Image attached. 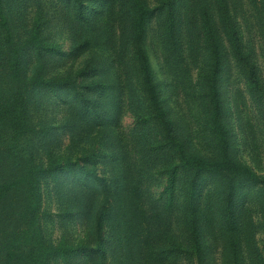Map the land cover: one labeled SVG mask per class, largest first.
Instances as JSON below:
<instances>
[{"label": "trees", "instance_id": "trees-1", "mask_svg": "<svg viewBox=\"0 0 264 264\" xmlns=\"http://www.w3.org/2000/svg\"><path fill=\"white\" fill-rule=\"evenodd\" d=\"M236 8L237 0H0V264L104 262L110 247L115 264H190L181 247L186 239L203 257L210 200L230 227L238 224L255 180L229 154L218 90L227 47L245 59ZM257 8L264 16L263 0ZM27 9L32 22L24 24ZM254 23L246 35L256 28L263 42L264 20ZM199 40L202 120L213 142L203 152L182 117L164 115L151 64L175 83ZM247 66L245 85L255 92L259 80ZM43 199L59 212H45ZM51 218L91 227L94 246L87 237L54 245L41 225Z\"/></svg>", "mask_w": 264, "mask_h": 264}, {"label": "rangeland", "instance_id": "rangeland-1", "mask_svg": "<svg viewBox=\"0 0 264 264\" xmlns=\"http://www.w3.org/2000/svg\"><path fill=\"white\" fill-rule=\"evenodd\" d=\"M254 1L256 8L253 7ZM261 3L262 0H237L235 21L242 25L244 33L240 56L246 60L236 58L227 47L226 67H223L218 83L225 114L223 139L228 145L230 156L252 172L255 182L248 188V192H244L245 194L241 196L243 211L238 224L233 227L225 221L220 206L215 204L214 200L209 201L207 217L201 224L203 257L198 260L197 250L191 245L187 247L186 239L181 247L188 248L187 258L190 264H264V41H261L256 28L246 35L248 25L255 26V20L258 22L264 20V16L257 8ZM31 17L32 12L28 9L21 15L24 24L32 22ZM53 38L61 49L65 50L66 45L61 37L56 34ZM246 40L249 41L248 46L244 44ZM200 42L201 40L198 41L197 56L187 67L185 65V71L180 72L181 76L178 79L171 78V82L175 83H166V79L168 80L170 76L165 78L159 72L154 59H151V64L164 115L175 120L182 117V122L190 129L192 144L198 152H203L209 150L213 142L212 137L207 133L206 122L202 120L201 104L204 99V88L200 74L204 70L205 53ZM247 64L252 66L259 80L258 90L255 92H250L245 85ZM130 125L129 114L122 112L121 130L127 131ZM62 141L59 150L65 149L68 145L66 137H63ZM43 200L45 212L50 215L59 212L58 205L53 200ZM105 205L110 206L109 202ZM99 208L100 201L96 203V211ZM102 224L105 238H108L110 229L107 218L103 219ZM41 225L44 235L54 245L64 242L66 246L72 248L87 237L88 246H94L95 239L91 227H82L78 230L74 227L65 228L55 218L43 219ZM133 233L136 234L135 231ZM173 235L178 242L186 237L185 231L179 224L174 226ZM116 257L114 249L110 247L105 252L104 262L94 256L93 262L87 261L82 264H115ZM76 262L73 261L71 264H77ZM55 264L63 263L58 261Z\"/></svg>", "mask_w": 264, "mask_h": 264}]
</instances>
